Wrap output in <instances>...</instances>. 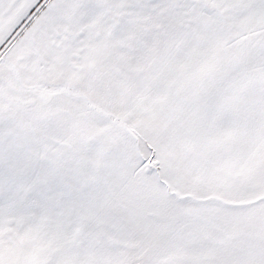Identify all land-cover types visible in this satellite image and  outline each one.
Returning <instances> with one entry per match:
<instances>
[{"label": "snow or ice", "instance_id": "6c2138e0", "mask_svg": "<svg viewBox=\"0 0 264 264\" xmlns=\"http://www.w3.org/2000/svg\"><path fill=\"white\" fill-rule=\"evenodd\" d=\"M0 264H264V0H0Z\"/></svg>", "mask_w": 264, "mask_h": 264}]
</instances>
